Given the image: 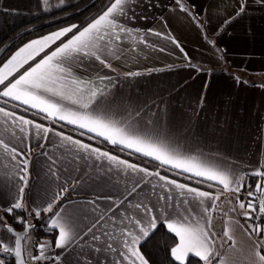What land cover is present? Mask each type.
<instances>
[{"label": "snow or ice", "instance_id": "6c2138e0", "mask_svg": "<svg viewBox=\"0 0 264 264\" xmlns=\"http://www.w3.org/2000/svg\"><path fill=\"white\" fill-rule=\"evenodd\" d=\"M60 2L63 3L64 0ZM44 3L47 4L48 0H44ZM237 3L238 7L234 14L221 19L213 29L214 34L218 35L225 31L229 25L245 15V0H237ZM174 4L176 9L184 13L201 30L206 43L215 48V41L208 39L207 35L212 23L211 17L202 24L199 17L203 12H195L197 6L194 3L189 7L185 0H174ZM138 6V0H109L106 7L86 24H72L25 44L0 67V116L3 117V123L8 126L6 128L8 139L0 138V149L3 150L0 152V158L14 162L15 169L6 171V175L10 173L9 180L0 181V186L11 185L8 187L9 205L4 208V212L11 215L19 210L36 219H40L42 214H48L50 229L56 233L54 236L56 249L66 250L78 239H82L75 220L60 204L70 190L79 186L80 178L72 176L70 167L64 168L61 172L58 158L49 155L47 151H41L38 155L47 158L49 162L47 174L54 178V183L60 181L57 184L58 190L46 195L39 203L34 202L31 209L24 202L26 189L29 188V168L32 162L31 141L36 140L38 142L36 147L44 149L51 133L60 137V146H73L79 160L91 157H95L96 160H107L126 173L129 171L143 173L141 180L155 176L161 182L159 187L162 191L157 194L155 203L144 200L133 203L129 200L140 187V181H137L119 202L112 196L96 198L111 201V204L83 234L87 236L92 233L93 244L101 242L99 246L93 247L94 252L114 253L118 257L114 264H150L149 259L141 251L142 241L159 228H164L171 237L170 256L174 264H193V257L198 258L195 264L200 262L226 264L224 256L217 248L218 245L222 247L224 243H229L230 247L235 244L234 237L227 227L233 216L223 213L227 220L221 231L215 230L212 221L218 211L221 195L230 190L243 218L251 221L247 226L241 227L248 238L253 240V264H264V171L252 173L258 176L260 181L253 189L244 183L246 174L209 167L197 156L181 153L163 138L162 129L151 120L145 122L144 115L147 113L141 115L142 109L137 108L131 112L125 110L126 114L113 110L106 103L108 94L106 89L99 88L91 80L85 81L74 74L73 68H84L85 60L89 62L94 60L103 68L112 69V64L106 56L112 55L119 59L114 45H118L124 38H135L134 34L141 31L128 26V21L136 18L134 7ZM155 6L157 5L151 3L148 5L149 8ZM140 18L148 19L143 15ZM148 34L169 40L180 50L184 58L190 61L183 46L170 32L165 34L147 29L145 35ZM140 43L148 45L143 35L140 36ZM46 49L50 50L45 51ZM159 50L165 51L164 48ZM30 61L32 63H29ZM189 67H192L190 63ZM125 75L139 76L141 73L129 72ZM110 79L108 76L99 77L101 82ZM236 80L244 83L238 77ZM98 97L105 99L97 103ZM29 112L42 121H48V125L22 114ZM55 125L61 128L74 126L81 136L87 135L89 140L112 145L121 152L127 151L129 156L150 158L157 162L158 168L174 172L176 176H185L188 180H195L198 185L206 184L213 191L179 183L176 179L161 175L159 170L149 171L146 167L120 159L99 147L82 143L62 131H56L53 127ZM14 141H19L22 147ZM81 153L84 155H80ZM64 174H67L66 178L61 180ZM221 185L222 190L218 191ZM156 187L157 185H153V189ZM242 193H246V198H242ZM96 199L90 203L95 205ZM228 204L229 212L235 213L237 207L231 206V200ZM121 205L125 207L117 213L116 210L120 209ZM257 212L259 216L256 215ZM108 213L112 215L109 216ZM3 219L0 217V220ZM16 219L17 223L23 225L24 231L16 232L11 226L4 224L3 227L10 234L11 240L5 242V239L0 238V252L4 255H13L16 264H28V261L38 264L43 260H53V264H56L60 260V255L57 254L53 258L47 254L51 244L38 243L35 248L36 254H32L31 249L23 246V242L30 239L28 234L34 225L23 216H17ZM109 221L112 224L111 231L104 228ZM98 226L102 231L95 234L93 230ZM102 237L106 239L102 240ZM25 252L28 254V261L24 258ZM0 264H5V260L0 259ZM97 264L101 262L97 261Z\"/></svg>", "mask_w": 264, "mask_h": 264}, {"label": "crops", "instance_id": "0c3cea01", "mask_svg": "<svg viewBox=\"0 0 264 264\" xmlns=\"http://www.w3.org/2000/svg\"><path fill=\"white\" fill-rule=\"evenodd\" d=\"M185 2L189 7L194 3L197 6L195 12H203L199 17L202 24L211 17L212 23L207 35L208 39L215 41V48L206 43L195 23L176 9L174 0H138L139 6L134 7L136 18L128 21V26L140 29V33L134 34L135 38L127 37L118 45H114L119 59L112 55L106 56L115 71L103 68L94 60L91 62L85 60L84 68H73L74 74L85 81L91 80L99 88L106 89L108 93L106 103L113 110L126 114L125 110L131 112L137 108L142 109L141 115L147 113L144 115L145 122L151 120L162 129L163 138L172 147L185 155L197 156L209 167L246 174L244 183L252 188L260 182L259 177L252 173L264 171V3L262 0H245V15L217 35L213 29L221 19L234 14L238 7L237 0H185ZM150 3L157 6L149 8ZM142 15L148 19H141ZM147 29L165 34L170 32L183 46L190 61L186 60L169 40L155 35H145ZM45 35L16 46L0 60V67L19 48ZM141 35L148 41V45L155 47L140 43ZM160 48H164L165 51H160ZM48 50L50 49L45 51ZM189 63L192 67H189ZM129 72H140L141 75H125ZM100 76H108L111 79L101 82ZM236 77L244 83L237 82ZM104 99L98 97L97 103ZM22 114L48 125V121L40 120L31 112ZM7 127L0 116V138L5 140L8 139ZM53 127L56 131L72 136L73 139L99 147L120 159L146 167L149 171L159 170L161 175L176 179L179 183L213 191L206 184L198 185L195 180H188L185 176H176L174 172L158 168L156 161H153L156 165L143 161L151 160L150 158L129 156L127 151L121 152L112 145L89 140L87 135L81 136L74 126ZM14 142L22 147L19 141ZM31 143L33 152L29 168V188L25 193V203L29 209L34 206V202L39 203L46 195L58 190L57 184L60 183V181L54 183V178L47 174L49 162L46 157L38 155L41 151H47L49 155L58 158L61 172L64 168L70 167L72 176L79 177L81 181L79 186L69 191L60 204L75 220L82 239H78L66 250L56 249L54 240L52 242L42 240L41 242L52 245L47 249V254L53 258L57 254L60 255V260L56 264H97V261L101 264H114L118 259L114 253L94 252L93 247L99 246L101 242L93 244L92 233L83 235L111 204V201L96 198L112 196L119 202L131 191L134 184L140 181V187L129 200L133 203L137 200L155 203L157 194L162 191L159 187L161 182L155 176L141 180L143 173L130 171L126 173L107 160H96L95 157L79 160L73 146H60V137L51 133L44 149L36 147L38 142L34 139ZM2 151L0 149V152ZM13 163L0 158V181L11 178L10 173L6 175V171L8 169L15 171ZM66 175H62L61 180L65 179ZM153 185L157 187L153 189ZM8 187L11 185L0 186V210L9 205ZM222 187L221 185L217 190H222ZM94 199L95 205L90 203ZM228 201L224 194L221 195L218 201L219 208L212 223L215 230L221 231L227 220L223 213L232 215L233 219L228 221L227 227L234 237L235 244L230 247L229 243H224L222 247L218 245L217 250L224 256L226 264H253V240H250L242 230L243 224L236 212H229ZM125 205H121L120 209L116 210L117 213L122 211ZM108 215L111 216L112 213ZM237 220L239 223H236ZM47 226L50 228L48 218ZM104 228L111 231V222L106 223ZM101 231L99 226L93 230L95 234H100ZM0 238L5 239V242L11 240L10 234L5 231L2 224ZM104 239L106 238L102 237V240ZM0 259L3 257L0 256ZM40 262L53 264V260Z\"/></svg>", "mask_w": 264, "mask_h": 264}, {"label": "trees", "instance_id": "16d2710c", "mask_svg": "<svg viewBox=\"0 0 264 264\" xmlns=\"http://www.w3.org/2000/svg\"><path fill=\"white\" fill-rule=\"evenodd\" d=\"M108 1L109 0H64V2L61 3L60 0H48V3L45 4L44 0H0L1 7H17V10L21 8L26 9L27 16L30 17V20L21 24L17 30L14 31L13 29H9L2 35V44L6 43L13 36L15 39L2 51L0 60L12 49L32 36L40 35L62 24H86L88 20L101 12L102 7ZM20 31H23L22 34H19ZM16 35L17 37H15ZM143 161L156 165L151 160ZM17 216H23L34 225V228L29 232H32L33 236L32 254H36V245L42 240H49L50 242L54 240L56 233L47 226L48 214H42L40 219H36L34 217H28L26 212H20L19 210H17V213L11 215L6 214L4 210H0V217L4 218L0 220V224H7L15 230H22L24 227L22 224L17 223ZM170 247V234L167 233L166 229L159 228L150 234L149 238L142 241L141 251L145 257L149 259L150 264H174L170 256ZM3 259L5 260V264H13L9 259ZM192 259L193 264L198 260V258L195 257ZM45 263L46 262H38V264ZM200 264H202V262H200Z\"/></svg>", "mask_w": 264, "mask_h": 264}, {"label": "rangeland", "instance_id": "374dc122", "mask_svg": "<svg viewBox=\"0 0 264 264\" xmlns=\"http://www.w3.org/2000/svg\"><path fill=\"white\" fill-rule=\"evenodd\" d=\"M17 9H18L17 7L8 8V6L7 7H5V6L1 7L0 6V54L5 49V47L15 39L14 36H13L6 43L2 44V40H3L2 35H4V33L6 31H8L9 29H13L14 31L17 30V28L21 24H23L25 22H28L30 20V17L27 16V10L26 9H23V8H21L20 10H17ZM70 25H72V24H69V25L62 24V25L54 27V28H52V29L40 34V35L32 36V37L26 39L25 41L30 40L32 38H36L38 36L45 35V34L46 35L50 34V33L54 32V31H57V30H59V29H61L63 27L70 26ZM11 31H9V32H11ZM22 32L23 31H20L19 34H22ZM17 35L15 37H17ZM24 42H22V43H24ZM28 235H29L30 239L24 241L23 242V246L25 248H29V249L32 250V245H33L32 232L29 233ZM24 257H25L26 260H28L27 252L24 253ZM30 263H32V262H30Z\"/></svg>", "mask_w": 264, "mask_h": 264}, {"label": "built area", "instance_id": "2783aa9c", "mask_svg": "<svg viewBox=\"0 0 264 264\" xmlns=\"http://www.w3.org/2000/svg\"><path fill=\"white\" fill-rule=\"evenodd\" d=\"M255 186H256V184H255L252 188L254 189ZM224 195H225L229 200H231V202H232V206H233V207H237L236 214H237L239 220L242 222V224H243L244 226H247V222H248V221H246V220L243 218V214H242V213L240 212V210L238 209V206L236 205V201H235V199H233V196H232L231 191L229 190L228 192H225ZM242 198H246V193H242ZM258 198H259V197H258ZM256 215L259 216L260 214L257 212ZM257 222H259V221H257Z\"/></svg>", "mask_w": 264, "mask_h": 264}, {"label": "water", "instance_id": "95a60500", "mask_svg": "<svg viewBox=\"0 0 264 264\" xmlns=\"http://www.w3.org/2000/svg\"><path fill=\"white\" fill-rule=\"evenodd\" d=\"M15 230V229H14ZM16 232H23L24 231V228L22 230H15ZM0 256L3 257V258H6V259H9L13 262V264H16V260L14 258L13 255H4L2 252H0ZM25 258V257H24ZM26 260V259H25ZM27 261V260H26ZM28 264H32L30 262H28Z\"/></svg>", "mask_w": 264, "mask_h": 264}]
</instances>
